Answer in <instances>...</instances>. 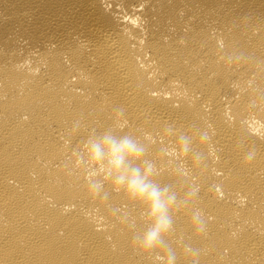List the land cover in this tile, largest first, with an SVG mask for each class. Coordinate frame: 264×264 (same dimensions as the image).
<instances>
[{
    "label": "bare ground",
    "instance_id": "bare-ground-1",
    "mask_svg": "<svg viewBox=\"0 0 264 264\" xmlns=\"http://www.w3.org/2000/svg\"><path fill=\"white\" fill-rule=\"evenodd\" d=\"M113 106L211 129L200 264H264V0H0V264H151L67 162Z\"/></svg>",
    "mask_w": 264,
    "mask_h": 264
},
{
    "label": "clouds",
    "instance_id": "clouds-1",
    "mask_svg": "<svg viewBox=\"0 0 264 264\" xmlns=\"http://www.w3.org/2000/svg\"><path fill=\"white\" fill-rule=\"evenodd\" d=\"M222 54L232 65L254 59L237 48L224 47ZM66 143L71 169L89 196L129 233L136 251L151 264H200L205 250L196 241L209 231L200 205L201 173L214 149L207 125L165 120L142 129L133 126L125 107L113 106L107 123L74 120ZM255 156V147H249L244 159Z\"/></svg>",
    "mask_w": 264,
    "mask_h": 264
}]
</instances>
